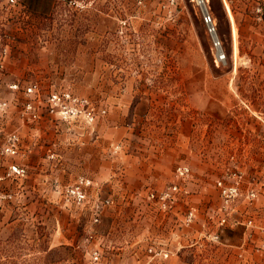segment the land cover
Wrapping results in <instances>:
<instances>
[{"label": "rangeland", "instance_id": "rangeland-1", "mask_svg": "<svg viewBox=\"0 0 264 264\" xmlns=\"http://www.w3.org/2000/svg\"><path fill=\"white\" fill-rule=\"evenodd\" d=\"M203 1L0 0V264H264V0ZM116 106L121 162L100 182L77 138ZM35 146L73 164L69 184L31 182ZM150 158L161 186L141 181ZM96 191L112 199L98 221Z\"/></svg>", "mask_w": 264, "mask_h": 264}, {"label": "crops", "instance_id": "crops-1", "mask_svg": "<svg viewBox=\"0 0 264 264\" xmlns=\"http://www.w3.org/2000/svg\"><path fill=\"white\" fill-rule=\"evenodd\" d=\"M112 98V96H110ZM111 102H117V98L110 99ZM117 108L115 110L110 111V114L108 118L103 119L101 121H98L95 125V132L96 135L94 139L91 141V135L85 134L83 137L77 138V143H82L83 146L81 147V150H83V154L81 156V160H83L84 163H92L95 167L93 169V173L97 178H99L100 182H104L105 180H108L112 178V175L114 174V168L118 166L119 161L121 160V157L119 154H110V151H117L115 145H118V141L121 139L119 137L120 132L122 130V127L119 126V119L121 118L120 113H124L123 110H120L119 106H116ZM119 108V109H118ZM127 113V111H125ZM47 119L44 120V123L46 125V131L48 134L47 140L48 143L50 142L49 146L55 145V143H60L61 146V152L65 154V144L66 141L70 140V137H68V134L66 132L65 126H56L55 118L54 116L46 117ZM61 128V130H59ZM43 129V128H42ZM39 130H41L40 127L35 126L33 131V135L37 136L39 133ZM108 139V140H107ZM36 142L35 144H39V141L37 137L35 138ZM59 141V142H58ZM63 141L65 143H63ZM48 146V147H49ZM107 150H109V154L107 153ZM34 157L31 162V168L34 169L33 173L31 171L30 174V180L31 182L35 183H42L46 182L49 183V185H52L54 182L63 185V184H69L72 174H74L71 163H68L67 159L63 157V163L60 165L50 164L45 158H43V154H38V147L35 146L33 148ZM67 157V156H66ZM76 160V161H75ZM74 160V162L80 163V161L77 160V158ZM44 162V163H42ZM121 162V161H120ZM46 166V169L43 170V165ZM166 166V164H163L159 162L156 159L150 158L148 160L147 170L145 171L146 174L141 176V181L144 184H148L149 187L153 186H161L164 180L162 171H160L161 167ZM177 166H188V163L186 162H180ZM44 172V173H43ZM32 178V179H31ZM132 176H126L125 181L126 184L123 182V192L125 190V193L134 192V189L129 184V180L132 182ZM116 182V180H113ZM136 181V180H133ZM140 182V181H139ZM176 183V182H174ZM99 184V183H97ZM150 189V188H149ZM106 199L112 200L110 195H103L99 194L98 191L94 192L93 194H89L87 196V199L83 202L82 208L89 211L91 218L94 217V209L96 205L104 201ZM109 204H107L108 206ZM106 207V205H104ZM102 208H105V207ZM104 210V209H103ZM100 214L99 213V217Z\"/></svg>", "mask_w": 264, "mask_h": 264}, {"label": "built area", "instance_id": "built-area-1", "mask_svg": "<svg viewBox=\"0 0 264 264\" xmlns=\"http://www.w3.org/2000/svg\"><path fill=\"white\" fill-rule=\"evenodd\" d=\"M7 1H9L10 3H15L16 2V0H7ZM205 21L207 23H212L210 17H206ZM210 31L211 32H215V27L211 26L210 27ZM214 45H215L216 48H218V56H219V58H222V56H221L222 54L220 53V50H219L220 46H221L220 41H218V40L214 41ZM223 57H225V55H223ZM27 91L28 92H32L33 91V87H29L27 89ZM66 96H69V95H66ZM61 98H62L61 95H59L57 93H54V94L51 95L50 100L53 103H58V102H60ZM61 111L66 114V113L69 112V109H68V107L65 106V107H62ZM87 115L92 117V112L90 110L87 111ZM14 168L17 170L16 166ZM17 171L19 172V170H17ZM187 172H188L187 166H178L176 168V175H178L179 177H183ZM88 182H89L88 180H86L84 178H81L77 184L72 185V186H70L67 189V193H69L72 196H74L78 202L83 201L85 199V197H86V193H85V191H84L82 186L88 184ZM219 184H221V182ZM177 188H178L177 185H173L171 187V189L163 191L159 195H156V193L151 192L150 193V198L154 199V198H156L158 196L160 200L164 201L166 198H170L172 196V193L174 191H176ZM233 190H235V189H233ZM224 192H226V189L224 190ZM110 202H111V200H109V199H106L104 201L99 202L96 205L95 210L101 209L104 205H106V204H108ZM94 221H98V217L97 216L94 217ZM95 257L98 258L97 253H95ZM118 264H120V263H118Z\"/></svg>", "mask_w": 264, "mask_h": 264}, {"label": "bare ground", "instance_id": "bare-ground-1", "mask_svg": "<svg viewBox=\"0 0 264 264\" xmlns=\"http://www.w3.org/2000/svg\"><path fill=\"white\" fill-rule=\"evenodd\" d=\"M200 4H201L202 8L205 5L204 1L203 2L200 1ZM211 21H212V18H211ZM208 25L213 26L214 25V21H212V23H208ZM213 36H216V32H213ZM237 50L238 49H237V45H236V41H235L234 44H233V53H234L235 56H237Z\"/></svg>", "mask_w": 264, "mask_h": 264}, {"label": "water", "instance_id": "water-1", "mask_svg": "<svg viewBox=\"0 0 264 264\" xmlns=\"http://www.w3.org/2000/svg\"><path fill=\"white\" fill-rule=\"evenodd\" d=\"M200 1L202 2L203 0H199V2H200Z\"/></svg>", "mask_w": 264, "mask_h": 264}]
</instances>
